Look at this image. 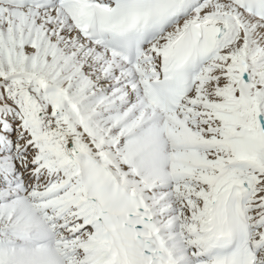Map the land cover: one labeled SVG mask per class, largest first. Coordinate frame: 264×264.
<instances>
[{
  "label": "snow or ice",
  "instance_id": "snow-or-ice-1",
  "mask_svg": "<svg viewBox=\"0 0 264 264\" xmlns=\"http://www.w3.org/2000/svg\"><path fill=\"white\" fill-rule=\"evenodd\" d=\"M0 264H264V0H0Z\"/></svg>",
  "mask_w": 264,
  "mask_h": 264
}]
</instances>
